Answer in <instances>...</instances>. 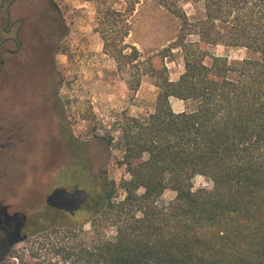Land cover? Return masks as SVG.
Wrapping results in <instances>:
<instances>
[{"label":"trees","instance_id":"obj_1","mask_svg":"<svg viewBox=\"0 0 264 264\" xmlns=\"http://www.w3.org/2000/svg\"><path fill=\"white\" fill-rule=\"evenodd\" d=\"M153 1L179 27L157 55L162 67L139 52L132 58L136 88L149 77L158 97L153 114L121 127L130 174L123 199L116 200L107 167L73 136L52 79L41 126L63 144L62 163L33 171L32 196L0 208V263L28 239L79 232L72 250L86 264H264V0ZM188 4H203L202 16H189ZM132 11L112 10L101 24L106 49L123 59L130 58L123 53ZM116 16L122 35L111 29ZM218 47L247 57L230 60L215 54ZM176 58L184 70L173 81L166 61ZM171 99L184 102V111L175 112ZM200 176L212 187L195 190ZM168 189L176 197L165 205Z\"/></svg>","mask_w":264,"mask_h":264},{"label":"rangeland","instance_id":"obj_2","mask_svg":"<svg viewBox=\"0 0 264 264\" xmlns=\"http://www.w3.org/2000/svg\"><path fill=\"white\" fill-rule=\"evenodd\" d=\"M54 4L59 13L44 26L48 41L57 32L56 56L50 60L52 74L42 47L0 71V204L5 206L14 205L22 196H32L25 187L31 183L33 171L44 173V165L56 168L62 163L60 152L65 150L58 138H48L41 124L34 132L33 124L26 126L23 117L30 108L37 117L46 115L44 92L52 79L56 102L64 108L73 136L80 142L105 147L108 178L115 186L116 200L123 199L122 184L130 174L124 165L121 127L130 118L153 114L158 97L149 77L136 88L140 72L138 61L132 58L139 52L143 59L162 67L157 55L178 33L179 20L153 0H54ZM130 9L133 11L126 16L128 47L123 53L130 58L123 59L116 51L106 49L100 31L105 28L103 19L112 10L123 14ZM184 9L189 16L200 17L204 12L203 4H188ZM115 20L111 29L124 34L123 18L116 16ZM214 52L230 60L247 57L243 49L218 47ZM166 64L171 80H178L184 70L182 60L176 58ZM171 104L177 113L185 109L180 100L171 99ZM211 187L208 178L200 176L194 181L195 190ZM175 197L176 193L168 189L161 202L169 205ZM89 230L88 225L85 232ZM78 233L28 239L17 244L0 264H86L72 250L71 240L82 239L83 234ZM61 246L66 248L64 252L59 251Z\"/></svg>","mask_w":264,"mask_h":264},{"label":"flooded vegetation","instance_id":"obj_3","mask_svg":"<svg viewBox=\"0 0 264 264\" xmlns=\"http://www.w3.org/2000/svg\"><path fill=\"white\" fill-rule=\"evenodd\" d=\"M55 13H59V10L54 0H0V71L15 60L26 59L37 47L46 50L50 67V60L54 61L56 56L57 32L48 41L44 26L50 23ZM25 111L23 117L26 126L30 127L31 122L34 132H38L39 125H43V117L35 116L32 108ZM84 143L88 146V157L98 167H106L105 160L109 155L105 153V147L96 142ZM3 205L0 204V208Z\"/></svg>","mask_w":264,"mask_h":264}]
</instances>
